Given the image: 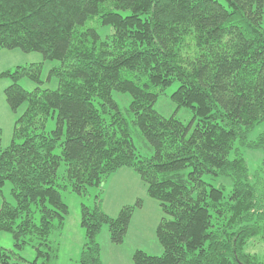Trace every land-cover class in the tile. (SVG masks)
I'll use <instances>...</instances> for the list:
<instances>
[{
  "label": "trees",
  "instance_id": "16d2710c",
  "mask_svg": "<svg viewBox=\"0 0 264 264\" xmlns=\"http://www.w3.org/2000/svg\"><path fill=\"white\" fill-rule=\"evenodd\" d=\"M90 23L108 28L102 35ZM0 49L57 61L45 79H56L54 89L41 87L43 62L0 73L11 81L10 110L26 105L13 131L22 140L2 148L0 138V196L9 182L13 199L0 203V234L35 251L13 260L0 247V264H56L54 235L68 214L60 189L84 196L121 168L139 176L164 215L155 229L162 253L137 249L133 264H264V250L247 249L264 243V132L248 138L264 123V0H0ZM173 82L171 101L192 113L186 124L154 109ZM114 92L129 94V118ZM245 150L262 152L258 169ZM141 203L115 217L99 194L92 207L82 203L78 264H103L102 226L121 244Z\"/></svg>",
  "mask_w": 264,
  "mask_h": 264
},
{
  "label": "rangeland",
  "instance_id": "374dc122",
  "mask_svg": "<svg viewBox=\"0 0 264 264\" xmlns=\"http://www.w3.org/2000/svg\"><path fill=\"white\" fill-rule=\"evenodd\" d=\"M95 26L99 33L103 35L108 27L98 26L97 23H90ZM43 62L41 79L44 83L42 88L54 89L57 86L56 79L51 81L45 80L48 69L57 64V61H43L39 52H23L20 49H0V73L6 70H14L17 66H26L31 63ZM11 83L9 78H0V138L1 147H7L13 139L19 142L21 138H14L13 131L15 121L23 112L26 105H21L16 112L8 107L4 89ZM26 90H33L35 84L28 78H22L18 81ZM178 83L173 82L161 93L155 104L154 109L164 117L175 116L183 123H188L192 119V113L188 108H177L176 104L171 101L170 94L176 89ZM114 99L119 105L121 112L129 118L127 107L130 102L128 93H113ZM55 126L54 118L49 117L45 124V130L50 131ZM264 132V123L254 127L249 133L248 138L253 139L259 133ZM133 139L136 147L142 152L147 150L141 139L133 132ZM57 148L55 152L57 153ZM149 154L147 151L145 152ZM244 156L250 171L258 169L261 162L262 152L260 150H245ZM65 166L61 164L58 168V175L64 173ZM227 184V183H226ZM0 203L7 200L13 203L10 195V184L6 182L2 188ZM61 198L68 207V214L65 218L64 227L59 234L54 235V240L59 244L58 257L56 264H78L80 251L85 242L84 231L80 226V205L82 203L92 207L94 197L99 194L101 199V208L109 216L115 217L122 206L134 205L137 199L141 200V206L136 207L132 213L127 233L121 244H113L109 239L107 226L103 225L97 241L100 245V255L103 264H133L131 261L132 253L139 249L150 255H160L162 247L155 237V229L160 219L164 216L158 201L147 196L144 183L139 176L128 168H121L111 174L102 184L101 187L90 186L84 196L73 193L70 188L60 189ZM38 214L35 213L37 218ZM0 247L4 248L12 256L13 260L21 257L26 261H31L35 257V251L29 245L18 249L10 233L3 232L0 234ZM251 252H257L260 255L264 250V243L261 240L252 241L247 248Z\"/></svg>",
  "mask_w": 264,
  "mask_h": 264
}]
</instances>
